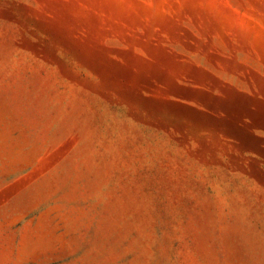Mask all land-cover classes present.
Returning <instances> with one entry per match:
<instances>
[{
    "label": "rangeland",
    "instance_id": "1",
    "mask_svg": "<svg viewBox=\"0 0 264 264\" xmlns=\"http://www.w3.org/2000/svg\"><path fill=\"white\" fill-rule=\"evenodd\" d=\"M0 264H264V0H0Z\"/></svg>",
    "mask_w": 264,
    "mask_h": 264
}]
</instances>
